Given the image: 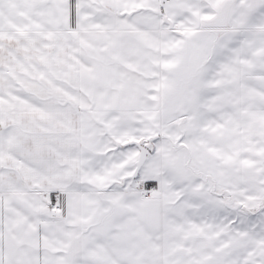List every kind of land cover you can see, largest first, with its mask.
<instances>
[{
  "label": "snow or ice",
  "instance_id": "1",
  "mask_svg": "<svg viewBox=\"0 0 264 264\" xmlns=\"http://www.w3.org/2000/svg\"><path fill=\"white\" fill-rule=\"evenodd\" d=\"M0 264H264V0H0Z\"/></svg>",
  "mask_w": 264,
  "mask_h": 264
}]
</instances>
